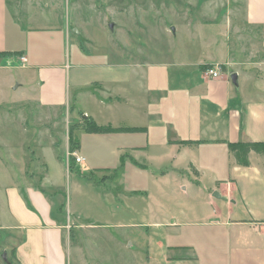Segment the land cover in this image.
<instances>
[{
  "label": "crops",
  "instance_id": "obj_1",
  "mask_svg": "<svg viewBox=\"0 0 264 264\" xmlns=\"http://www.w3.org/2000/svg\"><path fill=\"white\" fill-rule=\"evenodd\" d=\"M14 1L11 7V0H0V68L29 70L38 86L37 110L52 120L66 105L69 126L91 119L116 128L83 133L84 155L125 153L137 165L165 166L174 174L167 198L176 213L150 223L162 228V239L154 242L148 264H264V154L251 151L243 166L227 146L264 141V0L171 2L167 11L175 5L188 10L182 29L190 35L199 36L207 21L221 31L202 41L206 54L193 59L183 47L165 60L142 59L125 40L113 53L82 55L76 49L58 64L52 62V18L46 26L34 24ZM194 8L207 18L192 19ZM169 31L161 33L167 37ZM216 61L224 63L222 76L205 80V64ZM21 155L9 157L20 166L21 181L1 184L0 251L6 264H64L70 224L55 215L52 180L41 176L50 188L33 183L30 158ZM85 168L91 174L104 169ZM119 189L113 196H134L135 190Z\"/></svg>",
  "mask_w": 264,
  "mask_h": 264
},
{
  "label": "rangeland",
  "instance_id": "obj_2",
  "mask_svg": "<svg viewBox=\"0 0 264 264\" xmlns=\"http://www.w3.org/2000/svg\"><path fill=\"white\" fill-rule=\"evenodd\" d=\"M16 1L32 14L34 24L46 26L52 18V62L56 64L68 62L69 53L76 49L82 55L113 53L125 40L142 59L146 54L152 61L165 60L182 47L193 59L198 53L206 54L202 41L207 43L221 32L211 30L215 22L207 21L199 36L190 35L182 29L188 10L175 5L174 10L167 11L170 3L178 4V0ZM207 16L200 9H192V19ZM163 28H169L170 35L161 33ZM196 43L200 44L199 52H194L199 47ZM128 47L124 48L126 53L131 51ZM37 87L29 70L0 68V188L1 184L21 181L20 166L12 164L9 157L13 154L21 160L24 153L30 158L27 171L35 173L32 182L50 188L41 176L52 180V196L59 206L55 215L70 224L64 264H148L154 242L162 239V228L150 223L162 222L164 215L176 213L167 198L174 191V174L166 173L165 166L137 165L125 153H80L82 135L90 133L84 123L73 127L72 135L77 142L76 153L86 156L87 162L71 160L69 168L66 105L47 120V113L37 110L34 103ZM89 164L103 167V172L91 174L85 168ZM118 187L120 191L135 190L134 196H113ZM3 254L0 251V264L7 262Z\"/></svg>",
  "mask_w": 264,
  "mask_h": 264
},
{
  "label": "trees",
  "instance_id": "obj_3",
  "mask_svg": "<svg viewBox=\"0 0 264 264\" xmlns=\"http://www.w3.org/2000/svg\"><path fill=\"white\" fill-rule=\"evenodd\" d=\"M84 128L86 131L90 133H98L110 131L116 128L107 127L104 125H98L91 119H85L83 121ZM72 127H69L68 138H69V150L70 152H74L77 146L76 140L72 135ZM229 151L232 153L235 162L239 165L247 166L249 164L248 155L251 151L256 152L258 154H264V141H237V142H229L227 144ZM71 160L74 162L73 157H69L68 159V167L70 168ZM75 163V162H74Z\"/></svg>",
  "mask_w": 264,
  "mask_h": 264
},
{
  "label": "built area",
  "instance_id": "obj_4",
  "mask_svg": "<svg viewBox=\"0 0 264 264\" xmlns=\"http://www.w3.org/2000/svg\"><path fill=\"white\" fill-rule=\"evenodd\" d=\"M21 60L23 61L24 58L21 57ZM223 69H224V63L222 62H212V63H207L205 64V67L203 68L201 74L202 77L205 80H211V79H217L220 78L223 74ZM73 157L75 163H83L84 159L80 155L74 152H67V159L69 157Z\"/></svg>",
  "mask_w": 264,
  "mask_h": 264
},
{
  "label": "water",
  "instance_id": "obj_5",
  "mask_svg": "<svg viewBox=\"0 0 264 264\" xmlns=\"http://www.w3.org/2000/svg\"><path fill=\"white\" fill-rule=\"evenodd\" d=\"M109 27L112 28L113 27V23H110ZM231 81L233 82L234 85H237V75L236 74H232L231 75ZM3 258L5 259V261H7L5 253L3 254Z\"/></svg>",
  "mask_w": 264,
  "mask_h": 264
}]
</instances>
